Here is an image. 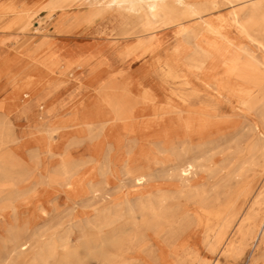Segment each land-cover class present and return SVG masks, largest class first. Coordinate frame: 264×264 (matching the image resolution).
Here are the masks:
<instances>
[{
	"label": "rangeland",
	"instance_id": "rangeland-1",
	"mask_svg": "<svg viewBox=\"0 0 264 264\" xmlns=\"http://www.w3.org/2000/svg\"><path fill=\"white\" fill-rule=\"evenodd\" d=\"M66 1L0 0L30 11L13 28L2 27L7 18L0 25V63L12 58L13 70L26 66L15 57L25 40L32 42L21 50L23 55L46 45L44 39L64 59L71 50L100 49L76 71L65 68L62 60L53 73L32 74L38 82L33 95L41 107L21 102L13 111L20 114L15 126L20 139L0 147V264H264V235L246 243L238 238L232 250L214 246L221 218L205 211L228 207L223 217H230L232 224L256 211L264 217V134L251 131L253 122L264 124V92L253 107L225 94L221 132L231 130L234 137L203 156L177 152L181 139L171 143L173 147L157 144L155 134L144 137L136 131L122 140L116 131L83 129L84 121L107 113L96 93L99 83L114 80L107 87L109 96L125 110L126 93L139 98L134 84L142 82L145 72L140 67L146 69L151 59L128 60V69L113 76L111 57L104 50L124 40L91 31L92 24L110 29L111 23L102 22L98 7L89 0H71L64 11L60 6ZM232 10L224 5L219 13L230 18ZM143 28L157 32L162 27ZM230 35L240 46L249 44L233 27ZM153 78L162 81L161 76ZM191 79L196 80L194 75ZM169 80L162 81L164 95L154 90L160 105L171 101L168 90L180 86L179 79ZM197 87L205 90L199 82ZM29 94L25 101L31 99ZM43 114L48 122L65 124V133L48 138L38 131ZM251 142L261 152L255 175L247 170L249 155L244 152ZM21 145L41 151L19 152ZM194 159L197 166L186 182L181 169ZM2 168L12 177L7 179ZM245 188L251 190L248 197L241 194Z\"/></svg>",
	"mask_w": 264,
	"mask_h": 264
},
{
	"label": "bare ground",
	"instance_id": "bare-ground-1",
	"mask_svg": "<svg viewBox=\"0 0 264 264\" xmlns=\"http://www.w3.org/2000/svg\"><path fill=\"white\" fill-rule=\"evenodd\" d=\"M89 1L98 7L97 12L103 17L102 22L111 23L109 29L108 26H99L98 23L92 24V22L91 31L102 38L111 33L116 38L124 40L114 49H105L106 53L103 51L104 55L111 57L109 67L113 71V76H118L128 69L126 65L128 60L149 57L151 61L146 69H142L146 65L140 67L141 71L145 72L143 80L134 84L135 89L141 93L139 98H132L126 93L127 109L125 110H119L109 96L107 87L112 85L114 80L108 84L99 83L96 93L102 97L107 113L99 119L84 121L83 129L90 132L116 131L122 140L127 139L128 133L133 134L136 131L144 137L155 134L153 139L160 145L173 146L171 143L181 139L182 145L177 152H200V156L233 139V131L224 134L221 132L224 124L221 117V102L226 97L225 94L237 98L245 106L253 107L260 100L259 94L264 92V0ZM71 3V0H67L60 8L66 11ZM224 5L233 8L230 18L219 13ZM29 15L30 11L25 5L0 3V25L3 19H9L5 25L2 24L5 29L13 28L18 25L17 20ZM144 24L162 28L157 32H148V29L143 28ZM232 27L248 40L249 44L240 46L230 35ZM44 41L46 45L26 55H23L21 50L32 41L25 40L18 46L16 63H26V66L17 65L19 69L13 70L9 67L13 63L12 58L0 63V147L9 142L16 143L20 139L15 132L16 121L20 114H17V110L13 111L21 105V102L33 103L40 107L42 105L40 102L37 105V99L33 95L38 82L32 74L39 71L53 73L62 60L66 61L65 68L76 71L93 60L100 50L90 47L79 53L71 50L64 59L60 50L51 49L49 42L46 39ZM257 50L262 51L263 54L259 55ZM26 70L30 73L25 75ZM155 75L161 76L162 81L179 79L180 86L168 90L171 101L165 105L159 104L160 98H157L154 90L160 96L164 95L167 91L166 84L163 85L162 81L153 78ZM191 75L195 76V81L191 79ZM4 82L5 86H3ZM198 82L205 90L197 87ZM148 84L152 86L148 87ZM29 93L32 97L29 101H25V98L30 96ZM43 101L46 104L47 100ZM42 117L37 129L44 132L46 137L63 134L67 130L65 124L48 122L45 114ZM261 126L264 128L263 123L253 122L252 133L264 134ZM213 133L222 136L221 139L214 138L211 135ZM197 139L202 142L197 143ZM18 150L19 152L41 151L35 147L28 149L24 145ZM243 151L242 148L238 149V152ZM244 152L249 155L247 170L255 175L256 166L259 164L256 158L261 156V152L253 142L248 143ZM196 166L197 162L194 159L182 167L181 175L186 182H190L189 175ZM2 170L7 179L12 177L3 168ZM245 178H249V175ZM251 179L248 181L250 182ZM241 192L244 197H248L251 190L245 188ZM229 209L227 207L223 211ZM205 211L210 217L221 218L219 228L211 242L214 246L232 250L238 238L240 243H246L258 235H264V217H259L258 211L238 218L235 224H232L230 217H223V211L209 209Z\"/></svg>",
	"mask_w": 264,
	"mask_h": 264
}]
</instances>
